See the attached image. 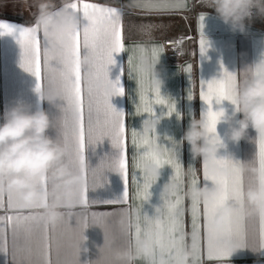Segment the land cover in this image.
<instances>
[{"label": "crops", "instance_id": "0c3cea01", "mask_svg": "<svg viewBox=\"0 0 264 264\" xmlns=\"http://www.w3.org/2000/svg\"><path fill=\"white\" fill-rule=\"evenodd\" d=\"M31 2V0H29ZM81 9L77 13L82 16L83 3H97L104 6L122 9V23L125 51L114 53L115 64L109 65V79L118 83V87L124 89L123 95L111 97V103L117 111L125 114L126 149L128 159L129 192L130 199L124 204H103L104 201L116 200L125 192V182L119 172L106 171L102 186L93 189V168L100 164L106 156H114L118 150L113 148L111 139L105 138L97 145L90 146L86 151L88 157L87 184L89 187L87 204L79 201L74 205L63 209L65 216L61 223L55 227L47 226L48 235L51 238V259L53 264L57 260V248L61 264H113L114 252L117 250L132 249L135 243V216L139 213L155 216L156 209L164 204V188L171 182L175 170L171 165H165L160 169V176L150 189V197L147 201L137 199L135 196L137 181L143 188L144 172L133 166V157L143 153L139 143L147 139L159 158H165V149L171 152L174 158L182 166V191L183 207L185 209V225L187 246L191 240V199L185 195L191 187L195 170L198 186L208 184L204 181L202 158L193 159L190 145L182 138L193 119H199L201 113L209 111V105L202 99L201 91H207V82L220 79L223 71L235 73L238 85L243 77L246 67L259 62L264 58V17L255 14L250 21H246V32L234 31L216 14L214 9L206 8L202 0H186V7L169 8L149 11L145 8L134 7L135 0H70ZM57 7L61 6V0H54ZM37 9L21 2V0H0V21L9 22L17 27L13 33H4L0 30V124L4 122L5 112L18 102L30 106L32 111L43 109L47 111L53 121L48 135L54 139L61 138L60 118L63 100L55 103L43 99L36 92L37 78L22 67L23 48L19 41V30L23 27H34V14ZM204 16L203 39L208 42V48L204 54L200 51L201 21ZM145 25H156L148 29ZM42 53V88L46 92L49 87V70L44 59L45 37L43 31L38 32ZM168 40H179L177 46H166ZM182 41V42H181ZM160 49L158 57L154 58L153 48ZM84 59L83 51L82 57ZM159 62L156 65L158 79L155 80L152 72L146 71L143 60ZM131 60V65H129ZM191 66V72L188 66ZM53 69L56 63H52ZM83 87L85 97L87 92L88 68L84 63ZM57 77L55 71L51 74ZM157 84L160 87L161 97L167 102L165 105L155 103L154 89ZM51 88L59 89L58 79ZM189 95L192 99H189ZM143 96V99H142ZM85 103L87 100L85 99ZM168 104H174L175 110L168 115ZM145 107L152 109L151 114L144 111ZM226 111L223 121L218 124V134L223 138L224 146L220 148L218 157L231 158L244 164L243 187L244 192L249 187L255 186L257 176L250 170V166L259 168L257 133L249 129L248 136L238 144L230 140V123L242 118V114H236V106L230 101L221 103L213 101L212 110ZM93 119L96 117L94 115ZM100 119L104 116L101 114ZM153 119L159 122L155 128ZM147 121V125L145 122ZM148 125L152 127L149 128ZM138 133L137 146H133L131 132ZM106 162V161H105ZM211 165V162H210ZM72 171L76 172L73 168ZM82 177L81 184L84 183ZM97 180L102 178V171L96 173ZM51 190V182L45 185ZM171 196V191H168ZM4 207L0 208V216L12 215L15 212L39 213V209H12L9 207V195L0 194ZM99 201L100 203H93ZM249 208L245 199V236L247 247L234 251L225 261L208 260L207 239L203 204L200 205L201 223V253L203 264H264V247L260 248L259 217L249 214ZM124 209H130L129 214ZM92 213H107L103 219L99 217L94 222ZM129 216L132 226L128 228ZM123 221V223H122ZM41 229L32 232L26 237L21 231L13 241L11 229L7 239V251H0V264H39L38 258L43 250V225ZM143 226V218L140 221ZM87 224V227H85ZM86 237V238H85ZM145 237L143 234L141 238ZM31 250V259H28V250ZM134 264H146L145 258H138Z\"/></svg>", "mask_w": 264, "mask_h": 264}, {"label": "snow or ice", "instance_id": "6c2138e0", "mask_svg": "<svg viewBox=\"0 0 264 264\" xmlns=\"http://www.w3.org/2000/svg\"><path fill=\"white\" fill-rule=\"evenodd\" d=\"M134 7H140L153 10H163L169 8L186 7V0H135ZM72 10L76 13L81 12L78 4H70ZM123 11L117 7L104 6L97 3H83L81 25L73 30L70 35V44L58 52H53L50 46V39H54V34L47 31L43 32L45 37L44 59L49 70V87L54 83H59V90L65 102L61 106L62 117L60 118L61 142L69 149L68 160L72 168L84 177V183L80 186L78 201L82 204L89 202L87 184L88 175V157L86 151L90 146L97 145L106 137L111 139L113 148L118 152L114 156H106L101 159L100 164L93 168L94 180L93 189L102 186L106 181L103 174L106 171L119 172L125 182V192L123 196L116 200L104 201L103 204H124L130 199L129 192V174L128 159L126 149V128L125 114L117 111L111 103V97L123 95L124 89L118 87L117 82L109 79V65L115 64L114 53L125 51L123 23ZM201 21V40L200 51L202 54L208 48V42L203 39L204 16H200ZM151 30L156 25L142 26ZM0 30L4 33H13L17 27L9 22L0 21ZM40 29L34 27H23L19 30V41L23 48L22 67L32 73L38 80L36 92L43 98L42 88V53L38 32ZM182 42V41H181ZM91 57V62L87 64L88 80L87 92L83 87L82 69L84 66L82 57ZM160 49L153 48L154 58L158 57ZM55 61L56 68L53 69L52 63ZM131 65V60H129ZM55 71L57 77L51 74ZM189 73L191 66H188ZM99 81L104 82V87L97 88ZM236 75L226 69L220 79H213L207 82V91L202 89V99L209 105L208 131L214 134L216 125L223 115V111L212 110L213 101L221 103L224 100L235 102ZM155 103L165 105L167 102L161 97L160 87L157 84L154 89ZM85 99L87 103H85ZM143 99V96H142ZM189 99L192 96L189 95ZM171 115L175 110L174 104L167 105ZM144 111L151 114L152 109L145 107ZM103 114L104 119L100 116ZM96 117L94 120L93 117ZM147 125V121L145 122ZM138 133L131 132L133 146H137ZM215 139V137H213ZM143 153L133 157V166L144 172L143 188H140L137 181L135 196L137 199L147 201L150 197V189L156 182L157 176L150 175L145 170L146 163H153L162 168L165 165H171L175 174L171 182L166 185L163 193L164 204L156 209L155 216L144 214L143 217L138 213L135 216V241H138L143 234L152 241V255L145 258L146 264H182V254L188 249L187 236L185 228V209L183 207L182 191V166L174 158L173 154L165 149V158H159L153 145L144 139L139 143ZM258 157L259 170L261 173V185L264 186V135L258 138ZM106 161V162H105ZM211 162V165H210ZM218 169H229L228 174H223ZM102 171V178L97 180L96 173ZM193 178L191 187L198 186V179L195 170L191 169ZM244 164L234 161L231 158L217 157L212 160H205L203 165L204 181H211L215 187L214 202L203 204V213L205 218L206 239H207V258L208 260L225 261L234 252L233 246L239 248L247 247L245 236L244 212L245 198L243 187ZM171 191L170 199L168 191ZM186 195V193H185ZM9 207L18 209L12 202L11 196L8 198ZM100 203L99 201H92ZM46 203V202H45ZM231 203L235 206V213L228 220L222 229L213 227V218L216 213L225 205ZM200 201L191 200V240L194 245V255L192 264H203L201 253V213ZM4 207L2 197H0V208ZM125 214L130 213V209L123 210ZM107 213H92L91 217L95 222L97 218L103 219ZM259 217V236L260 248L264 247V215ZM143 218V226L140 221ZM41 217L38 213H29L24 215L22 212H15L12 215L0 216V251H7V239L9 229L13 241L17 239L19 233L23 231L26 237H30L32 232L41 229ZM123 223V221H122ZM132 222L129 216L128 228H131ZM87 227V224H85ZM86 238V237H85ZM28 259H31V250H28ZM39 264H53L51 259V238L48 235L47 225H43V250L38 258ZM56 264H61L59 257V246L57 248ZM102 264V262H98Z\"/></svg>", "mask_w": 264, "mask_h": 264}, {"label": "clouds", "instance_id": "9594fccd", "mask_svg": "<svg viewBox=\"0 0 264 264\" xmlns=\"http://www.w3.org/2000/svg\"><path fill=\"white\" fill-rule=\"evenodd\" d=\"M21 2L35 7V26L40 30L54 34L50 39L53 52L66 48L70 44V33L78 28L81 17L70 7V0H61L57 7L54 0H21ZM206 8L214 9L216 14L234 31L246 32V21L255 14L264 17V0H202ZM91 57H84L83 63L89 64ZM146 71L153 73L158 79L156 65L159 62L142 61ZM244 77L236 86L235 102L236 114L242 118L230 123L229 138L239 143L248 136L249 129L257 133V139L264 135V58L242 70ZM97 88L104 87L99 81ZM43 99L50 103L63 100L61 92L56 88H49L42 93ZM220 117L214 134L208 131V116L202 112L199 119H193L182 140L190 145L193 159L202 158L212 160L218 157V152L224 146L223 138L218 134V124L224 120L226 111ZM157 119H153L155 128ZM53 121L49 113L43 109L32 111L30 106L18 102L4 114V122L0 124V194L7 193L15 206L21 209H39L41 221L55 227L64 219V208L78 202L82 177L72 171L68 160L69 149L60 139L48 135ZM151 128V125H148ZM215 137V139L213 138ZM160 167L153 163H146L145 170L150 175L160 176ZM249 170L257 176L255 186L244 192L249 208V214L264 215V186L261 185L259 168L250 166ZM228 174L229 169H218ZM157 181V180H156ZM51 182V190L45 185ZM166 186L164 188V191ZM216 189L214 186L190 187L186 195L191 200H198L202 204L214 202ZM46 202V203H45ZM236 209L231 203L225 204L214 216L213 227L222 229L233 216ZM234 251L239 249L233 246ZM152 241L143 237L135 241L132 249L114 252L113 264H134L138 258H149L152 255ZM194 245L182 254V264H192Z\"/></svg>", "mask_w": 264, "mask_h": 264}, {"label": "built area", "instance_id": "2783aa9c", "mask_svg": "<svg viewBox=\"0 0 264 264\" xmlns=\"http://www.w3.org/2000/svg\"><path fill=\"white\" fill-rule=\"evenodd\" d=\"M177 44H180L179 40H168V41H166V46H169V49H170V46H177Z\"/></svg>", "mask_w": 264, "mask_h": 264}]
</instances>
